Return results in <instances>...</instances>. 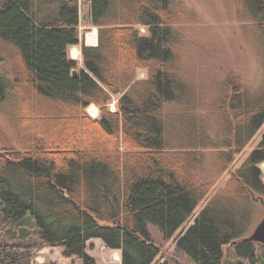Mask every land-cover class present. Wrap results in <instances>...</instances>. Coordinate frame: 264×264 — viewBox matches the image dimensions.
Listing matches in <instances>:
<instances>
[{
  "label": "trees",
  "instance_id": "obj_1",
  "mask_svg": "<svg viewBox=\"0 0 264 264\" xmlns=\"http://www.w3.org/2000/svg\"><path fill=\"white\" fill-rule=\"evenodd\" d=\"M85 3L96 47L81 43L77 0H0V105L26 148L0 153V264H34L47 248L98 264L93 239L120 251L121 264H154L161 251L149 224L171 239L193 216L214 185L204 176L209 151L229 179L177 249L196 264H224V248L245 237L249 203L264 200V134L233 167L264 125V87L251 91L231 73L213 88L207 114L177 47L173 0ZM237 3L264 40V0ZM80 43L78 70L69 49ZM234 248L255 262L254 243Z\"/></svg>",
  "mask_w": 264,
  "mask_h": 264
},
{
  "label": "rangeland",
  "instance_id": "obj_2",
  "mask_svg": "<svg viewBox=\"0 0 264 264\" xmlns=\"http://www.w3.org/2000/svg\"><path fill=\"white\" fill-rule=\"evenodd\" d=\"M80 5L79 36L81 43L88 40L98 41V28L89 24L84 15L90 10L85 0H77ZM238 0H173L178 10L179 20L174 26L177 36V47L184 60L188 77L193 84L202 90L205 98V113H210V101L214 96V87L221 83L231 73L242 77L245 85L251 91H259L264 87V40L257 39V28L251 22L240 19L238 14ZM144 33L146 30L141 28ZM92 37V38H90ZM80 46V44L78 45ZM81 50V49H79ZM70 52V49H69ZM71 58V53H69ZM84 67L81 59L78 61V70ZM146 71L139 70L136 79H145ZM119 95H114L109 103V109L117 110ZM209 97V99L207 98ZM217 96H214V101ZM208 101V102H207ZM94 106V104H92ZM90 105V106H92ZM89 106V107H90ZM96 106V105H95ZM7 107V108H6ZM98 114L94 116L91 110L87 111L92 117L99 118L100 109L96 106ZM10 108L0 105V153L12 150L25 151L24 143L17 138V128ZM216 129V128H215ZM213 127V132H214ZM264 134V125L244 153L237 157L233 167L239 168L248 155L259 145ZM24 140L36 142L37 137L26 135ZM25 141V142H26ZM264 177V163L260 165ZM223 162L216 151H209L204 169V176L214 183L210 195L196 208L193 216L175 233L171 239H165L161 230L149 224V231L153 241L160 248L161 254L157 262L169 264H196L187 255L177 249V240L190 226L195 223L204 207L213 195L226 187L229 176L223 172ZM245 199L244 197L239 200ZM258 199V200H256ZM256 202L245 203L248 219L243 228L242 236H249L264 216V206L259 198ZM243 204V205H244ZM255 262L242 258L237 254L234 245L224 248V264H264V245L254 244ZM62 248H47L40 252L34 264H81L75 257L65 258ZM88 253L95 258L98 264H121L120 251L108 249L100 239H93L88 243Z\"/></svg>",
  "mask_w": 264,
  "mask_h": 264
},
{
  "label": "water",
  "instance_id": "obj_3",
  "mask_svg": "<svg viewBox=\"0 0 264 264\" xmlns=\"http://www.w3.org/2000/svg\"><path fill=\"white\" fill-rule=\"evenodd\" d=\"M83 18L86 19L87 14H85ZM73 75H74V77H78L79 71L74 70ZM260 201L262 202V204L264 206V200L260 199ZM240 243H254V244L264 245V216H263L262 220L260 221V223L255 227V229L253 230L251 235L244 237L240 241H234L231 245L235 246V245L240 244Z\"/></svg>",
  "mask_w": 264,
  "mask_h": 264
},
{
  "label": "crops",
  "instance_id": "obj_4",
  "mask_svg": "<svg viewBox=\"0 0 264 264\" xmlns=\"http://www.w3.org/2000/svg\"><path fill=\"white\" fill-rule=\"evenodd\" d=\"M87 46H93V47H96L99 43H98V41L96 40H92V41H89L88 40V42L87 43H85ZM79 49H81V43H80V46H78V45H76V46H72L71 48H70V52L69 53H71V59H73V60H75L77 63H78V61L81 59V55H82V51L81 50H79ZM70 56V55H69ZM82 60H83V58H82ZM84 63V62H83ZM80 69H82V68H80ZM96 118V117H95Z\"/></svg>",
  "mask_w": 264,
  "mask_h": 264
},
{
  "label": "bare ground",
  "instance_id": "obj_5",
  "mask_svg": "<svg viewBox=\"0 0 264 264\" xmlns=\"http://www.w3.org/2000/svg\"><path fill=\"white\" fill-rule=\"evenodd\" d=\"M90 38H92V37H90ZM94 41V40H93ZM89 109L91 110V113L94 115V116H96L97 114H98V110H97V108H96V106L94 105H92V106H90L89 107Z\"/></svg>",
  "mask_w": 264,
  "mask_h": 264
},
{
  "label": "built area",
  "instance_id": "obj_6",
  "mask_svg": "<svg viewBox=\"0 0 264 264\" xmlns=\"http://www.w3.org/2000/svg\"><path fill=\"white\" fill-rule=\"evenodd\" d=\"M112 111H115V107L113 109H111Z\"/></svg>",
  "mask_w": 264,
  "mask_h": 264
}]
</instances>
